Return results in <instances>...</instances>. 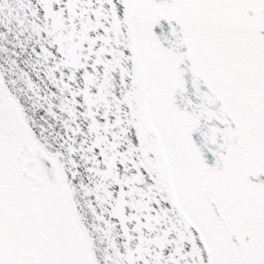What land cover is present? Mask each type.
Listing matches in <instances>:
<instances>
[{"label": "snow or ice", "instance_id": "obj_1", "mask_svg": "<svg viewBox=\"0 0 264 264\" xmlns=\"http://www.w3.org/2000/svg\"><path fill=\"white\" fill-rule=\"evenodd\" d=\"M0 264H264V0H0Z\"/></svg>", "mask_w": 264, "mask_h": 264}]
</instances>
